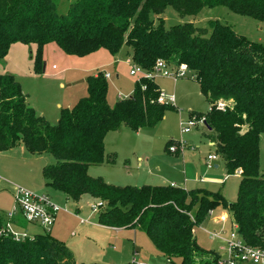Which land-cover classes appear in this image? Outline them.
Listing matches in <instances>:
<instances>
[{
    "label": "trees",
    "instance_id": "obj_1",
    "mask_svg": "<svg viewBox=\"0 0 264 264\" xmlns=\"http://www.w3.org/2000/svg\"><path fill=\"white\" fill-rule=\"evenodd\" d=\"M168 5L180 16L222 5L264 21V0H75L65 14L57 12L54 0H0V62L12 44L32 45L34 70L43 72L42 47L53 42L78 57L99 49L116 55L126 45L132 62L147 71L157 59L172 67L185 64L209 102L204 134L223 158L227 174L239 171L234 201L204 189L119 186L89 175V166L103 163L108 132L121 125L133 131L154 127L166 111L175 110L157 101L160 88L154 79L137 78L129 97L109 105L107 81L98 72L87 79V96L71 108H61L52 124L27 104L14 75L0 74V151L23 145L31 154L52 155L55 162L41 170L46 186L73 201L84 194L105 201L99 223L142 229L167 264H216L219 253L203 249L194 228L217 207L228 211L246 244L264 249V174L258 171L264 134V45L217 19L209 20L208 28L192 22L166 28L161 14ZM220 101L224 108L217 107ZM176 142L169 140L166 149ZM3 223L0 216V229ZM0 264L76 262L66 244L49 232L23 240L0 233Z\"/></svg>",
    "mask_w": 264,
    "mask_h": 264
},
{
    "label": "rangeland",
    "instance_id": "obj_2",
    "mask_svg": "<svg viewBox=\"0 0 264 264\" xmlns=\"http://www.w3.org/2000/svg\"><path fill=\"white\" fill-rule=\"evenodd\" d=\"M54 1L57 12L65 14L75 0ZM151 16L155 21L157 20L156 15ZM161 16L166 28L185 22L208 28V21L217 19L229 25L238 34L264 45V21L232 12L222 5L204 7L196 15L186 16H180L172 6L168 5ZM23 45L24 49L13 56L12 67H18L20 71V74L14 76L21 85L27 104L34 106L36 111L42 113L41 116L52 124L58 120L61 108H71L79 99L87 96V79L95 73H108L105 79L106 100L109 105L132 94L137 76L129 73L133 62L131 49L126 45H123L116 55L101 49L78 57L65 54L56 43L50 42L42 47L40 68L43 72L39 73L34 70L35 47L31 51L28 45ZM0 66L5 65L1 62ZM155 80L161 91L175 95V110L166 111L163 119L154 127L133 131L121 125L119 130L108 132L104 138L103 163L89 166L88 173L93 177L102 176L106 182L110 181L113 185L141 186L170 184L174 181L176 186L184 188L185 181L188 185L185 187L186 190L204 189L220 192L228 202L234 201L239 175L236 172L227 174L224 160L219 154L214 162L218 167L215 168L214 163L211 167L208 166L207 157L209 154H214L215 150L202 132L205 127L193 128L188 133H182L180 129V123L189 117L190 111L201 112L194 113L195 115H204L210 107L209 102L201 94L194 76L188 71L185 77L176 80L165 76H157ZM169 140L181 142L183 148L179 153L166 149ZM111 157L114 158L113 163L108 162V158ZM54 162L55 158L48 153L31 154L19 145L0 151V216L2 218L13 209V197L9 194L7 186L14 184L28 189L26 181L30 179L44 186L42 167ZM173 166L175 170H172ZM258 171L260 175L264 174V134L260 136L259 141ZM184 172L188 177L186 180L182 178ZM216 177L220 182L211 180ZM54 190L47 187L41 192L49 194L62 207L59 216L62 214L66 216V222L63 220L60 225H65L70 230L74 225H79V218L96 223L98 213L91 209V204L97 201L96 198L84 194L79 201H73L66 198L62 192ZM223 212L228 213L221 207L215 208L211 215H207L204 221L194 228L197 243L206 251L222 252L220 248L222 242L212 239L208 231L216 228L214 230L221 231L222 235L229 232L231 225L228 217L224 222L213 221V218L219 217ZM21 221L27 224L31 232L42 229L36 227L37 224L33 226L35 224L24 219ZM110 244H113L115 249L108 245V257L115 259L116 264H124L132 260L136 263H167L166 258L154 246L148 235L138 227L136 231L122 229L121 234L116 239H112ZM73 256L76 257L75 254ZM79 260L80 258L78 260L75 258L76 264H86L85 261Z\"/></svg>",
    "mask_w": 264,
    "mask_h": 264
},
{
    "label": "built area",
    "instance_id": "obj_3",
    "mask_svg": "<svg viewBox=\"0 0 264 264\" xmlns=\"http://www.w3.org/2000/svg\"><path fill=\"white\" fill-rule=\"evenodd\" d=\"M188 72L185 64H180L177 67H172L162 59H157L153 68L150 71L142 69L139 65L132 63L129 69L130 75H135L137 78L144 77L147 79H155L157 76L170 77L174 80L185 77ZM107 77L108 73H104ZM157 101L163 104L173 105L175 102L174 94H167L160 90ZM218 108H224L223 102L217 103ZM181 132L188 133L193 128L202 126L205 127V115H195L190 113L189 117L180 123ZM181 142L170 144L168 150L170 152H177L182 149ZM217 155L209 154L207 157L208 166H212V160L216 159ZM239 173V171H236ZM15 207L13 212L20 213L22 219L26 222L37 224L44 229H49L55 222L56 216L62 207L55 203L45 193H35L23 186H16L14 191ZM105 207V201L98 199L95 203L91 204L93 212H98ZM13 212L6 214V221L3 223L0 233L11 236L14 240H23L30 237L26 232L16 230L13 227L12 217ZM213 210L208 211V215H211ZM228 215L223 214L218 217V221L224 222ZM209 236L212 239H217L222 242L219 256L216 260V264H264V249L246 244L240 237L237 226L231 223V229L225 235H222L221 231L209 230ZM144 264V263H138Z\"/></svg>",
    "mask_w": 264,
    "mask_h": 264
},
{
    "label": "crops",
    "instance_id": "obj_4",
    "mask_svg": "<svg viewBox=\"0 0 264 264\" xmlns=\"http://www.w3.org/2000/svg\"><path fill=\"white\" fill-rule=\"evenodd\" d=\"M22 45L23 44H21V43H14V44L11 45L8 54L5 56V59L2 62L3 65H5V66L4 67L0 66V74H5V73H9V74H12V75L20 74V71H19L18 67H14V68L12 67V62H13L12 60H13V56L16 55L17 52H20L22 49H24L23 48L24 45L23 46ZM28 47H29V49L31 51L34 48L32 45H30ZM99 50H101V49H99ZM31 74H32V72L29 73V76ZM34 75H36V74H34ZM154 81L158 85V83L156 82L155 79H154ZM20 87H21V85H20ZM21 90H22V88H21ZM22 92H23V90H22ZM25 100H26V96H25ZM175 102H176V97H175ZM28 105L31 106L36 111V108L34 106H32L31 104H28ZM173 106H174V104H173ZM36 113H38V112L36 111ZM38 114L41 115L42 113L41 114L38 113ZM198 127H200V126H198ZM198 127H195V128H198ZM204 129L205 130L202 131L203 134L206 131V128H204ZM209 144L214 147V144L212 142L209 141ZM19 146L21 148H24L23 145H19ZM214 150H215V147H214ZM177 153H179V151ZM215 154L218 157V154L216 152H215ZM215 160H217V158L212 160V163H214ZM213 166L215 168L218 167V165L215 164V163L213 164ZM88 169H89V167H88ZM172 170H175L174 166L172 167ZM237 174L239 175V173H237ZM100 177H102V176H100ZM178 178H180V174H178ZM182 178H183V180H186L188 178L186 172L183 173V177ZM211 180H215V182H220V179L218 177L212 178ZM239 180H240V176H239ZM26 182H27L28 187H29L28 189L33 191V192H35V193H43V192H41L43 190V188H47L48 187V186L45 185V181L43 182L44 186L42 185V183H37V182H35V181L31 180V179L26 181ZM107 182L112 183L110 181H107ZM184 183H185V187H188V185H187V183L185 181H184ZM171 184L176 186L174 181L170 182L169 185H171ZM156 185H166V184H156ZM16 186L17 185H14V184H12L10 186H7V189L10 192L9 194L12 195V197H13V209L15 207L14 191H15ZM119 186H124V185H119ZM185 187H184V189L186 190L187 188H185ZM49 188H51V187H49ZM54 191H57V190H54ZM45 194H47V193H45ZM47 195L49 196V194H47ZM54 202L57 203L56 201H54ZM11 205H12V203H11ZM13 209L11 211H9V212H13ZM60 211L58 212V214L56 216L55 222L53 223V225L48 230L42 228L39 225L36 226V224L35 225L31 224L33 226L42 228V229H38L36 231H32L31 232V230L27 227V224H24L21 221L22 217H21L20 213H18V212H13L14 214H13V217H12L11 221L13 223V227L16 230L24 231L30 237L33 236L34 234H37V233L49 232L51 235H53V237L58 238V239H60V240L65 242L66 246L72 251L73 254L76 255V257H75L76 260H78V258H80L79 261H81V262L85 261L86 263H92V262L104 263L105 262L104 264H116L115 259H110V257H108V250H107L108 245H111L112 249H115V246L113 244H110L111 240L112 239H116L121 234L122 229H129V230L131 229L133 231H136V228H124V227H120L119 228V227H111V226L102 225L98 221V215L96 216V220H95L96 223H93L91 221L87 222L85 219L79 218V220H78L79 221V225L76 224L69 230L68 227H66L65 225H63V226L60 225V222L63 221V220H64V222H66V216H64L63 214L59 216ZM223 214H227L228 215V213H226V212H223L221 215H223ZM76 218H77V216H76ZM216 220H218V217L213 218L214 222ZM5 221H6V217H4V222ZM230 225H231V223H230ZM214 229H216V228H213L211 230H214ZM67 230H69V232H67ZM132 261H134V260H132ZM166 261H167V259H166ZM142 263L149 264V263H146V262H142Z\"/></svg>",
    "mask_w": 264,
    "mask_h": 264
}]
</instances>
